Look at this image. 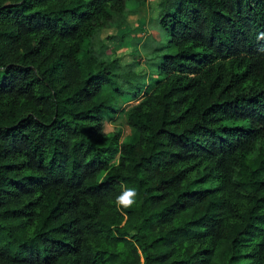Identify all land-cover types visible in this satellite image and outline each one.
I'll list each match as a JSON object with an SVG mask.
<instances>
[{
    "label": "trees",
    "instance_id": "obj_1",
    "mask_svg": "<svg viewBox=\"0 0 264 264\" xmlns=\"http://www.w3.org/2000/svg\"><path fill=\"white\" fill-rule=\"evenodd\" d=\"M130 1L0 0V264H264V0H159L119 142L92 39Z\"/></svg>",
    "mask_w": 264,
    "mask_h": 264
},
{
    "label": "rangeland",
    "instance_id": "obj_2",
    "mask_svg": "<svg viewBox=\"0 0 264 264\" xmlns=\"http://www.w3.org/2000/svg\"><path fill=\"white\" fill-rule=\"evenodd\" d=\"M158 2L159 0L127 2L120 16L121 25L118 28L112 26L102 29L92 39L96 56L107 61L116 59L121 66L117 75L118 87L123 94L112 107L117 111L113 113L107 110L103 113L104 133L119 130V142L134 141V131L125 125V110L137 103L132 99L137 88H144L158 78L156 66L166 53L163 47L167 35L159 24ZM200 187L205 188L206 185Z\"/></svg>",
    "mask_w": 264,
    "mask_h": 264
},
{
    "label": "clouds",
    "instance_id": "obj_3",
    "mask_svg": "<svg viewBox=\"0 0 264 264\" xmlns=\"http://www.w3.org/2000/svg\"><path fill=\"white\" fill-rule=\"evenodd\" d=\"M136 190L134 188H126L121 195L117 197V202L123 207H130L134 202Z\"/></svg>",
    "mask_w": 264,
    "mask_h": 264
}]
</instances>
